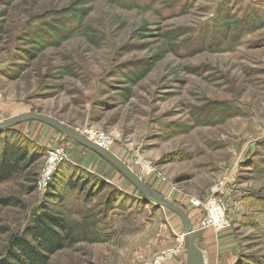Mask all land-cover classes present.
Listing matches in <instances>:
<instances>
[{"label":"rangeland","instance_id":"obj_1","mask_svg":"<svg viewBox=\"0 0 264 264\" xmlns=\"http://www.w3.org/2000/svg\"><path fill=\"white\" fill-rule=\"evenodd\" d=\"M28 113L96 139L187 214L193 235L233 237L234 264H264V0H0V122ZM11 131L39 159L0 183V258L42 207L75 239L48 264L180 257V218L103 159L39 122ZM210 200L221 228L205 225Z\"/></svg>","mask_w":264,"mask_h":264},{"label":"trees","instance_id":"obj_2","mask_svg":"<svg viewBox=\"0 0 264 264\" xmlns=\"http://www.w3.org/2000/svg\"><path fill=\"white\" fill-rule=\"evenodd\" d=\"M11 130L0 133L1 136L7 132L8 138L7 144L0 149V183L10 180L39 159V155L35 154L39 151L38 147L27 139L23 140V144L19 141L11 143L13 136H18ZM9 136H12L11 140ZM66 184L69 189H77V186L71 187L69 182ZM55 188L48 186L47 195L51 200L59 198ZM14 204L19 203L15 201ZM72 234V227L64 219L53 214L47 207H42L32 214L30 225L12 238L5 255L0 258V264H48L49 255L75 242Z\"/></svg>","mask_w":264,"mask_h":264},{"label":"water","instance_id":"obj_3","mask_svg":"<svg viewBox=\"0 0 264 264\" xmlns=\"http://www.w3.org/2000/svg\"><path fill=\"white\" fill-rule=\"evenodd\" d=\"M30 121L42 123L96 154L112 166L119 174H121L148 202L154 204L156 207L164 208L177 215L183 226L184 245L186 250L185 264H205L203 253L195 245L193 239V228L187 215L173 203L158 195L146 184H144L122 160H120L108 149L87 139L77 130L61 124L49 117L36 113L16 116L0 122V133L21 123Z\"/></svg>","mask_w":264,"mask_h":264},{"label":"crops","instance_id":"obj_4","mask_svg":"<svg viewBox=\"0 0 264 264\" xmlns=\"http://www.w3.org/2000/svg\"><path fill=\"white\" fill-rule=\"evenodd\" d=\"M170 222L176 223L175 226L173 227L172 233L176 234L177 236L182 235L181 240L183 241L184 244L183 226L178 224L174 219L173 221L171 219ZM258 222L260 223V221ZM195 229L197 230V228ZM197 234L198 235L196 236L194 235V241L197 247L203 252L205 264L235 263L237 257V248L233 237L228 236L227 234L224 233L215 234L214 231H210V230L203 231ZM169 242H170L169 239H165L164 243L167 244ZM183 244L181 245L182 250L177 254L180 255V257H178L175 261H173L172 264H185L186 252H185V245Z\"/></svg>","mask_w":264,"mask_h":264},{"label":"built area","instance_id":"obj_5","mask_svg":"<svg viewBox=\"0 0 264 264\" xmlns=\"http://www.w3.org/2000/svg\"><path fill=\"white\" fill-rule=\"evenodd\" d=\"M86 138H88V137H86ZM88 139L96 141V139H94L92 137H89ZM62 158H64V154H63V151L61 149L57 148V149L48 150V152H47V164H46V168L44 169V173L41 176L42 179H41L39 187H42V189H46L47 185L51 181L52 173L55 171V168L57 167V165L62 161ZM191 204L193 207H199V205H200V203L198 201H194ZM215 204L216 203L214 200H210L207 203L208 207L211 210L213 217L211 218V220L209 222H206L205 225H210L212 227L221 228L220 226H222L223 221H221L222 219L220 218L219 212H217L219 210H216L214 212V209L216 208ZM203 226H204V224H203ZM167 257H169V256H167ZM150 264H160V261L159 260L151 261Z\"/></svg>","mask_w":264,"mask_h":264},{"label":"bare ground","instance_id":"obj_6","mask_svg":"<svg viewBox=\"0 0 264 264\" xmlns=\"http://www.w3.org/2000/svg\"><path fill=\"white\" fill-rule=\"evenodd\" d=\"M83 135V134H82ZM97 144V143H96ZM138 177V176H137ZM139 178V177H138ZM140 179V178H139ZM141 180V179H140ZM142 181V180H141ZM143 182V181H142ZM144 183V182H143ZM145 184V183H144ZM155 192V191H154ZM187 215V214H186ZM188 217V216H187ZM189 219V218H188ZM190 221V220H189ZM191 223V222H190ZM191 226H192V224H191ZM192 228H193V226H192ZM214 232H216L217 230H214V229H212ZM193 233H194V229H193ZM183 237H184V234H183ZM193 239H194V235H193ZM195 242V241H194ZM196 245V244H195ZM197 246V245H196ZM202 252V251H201ZM203 253V252H202Z\"/></svg>","mask_w":264,"mask_h":264}]
</instances>
